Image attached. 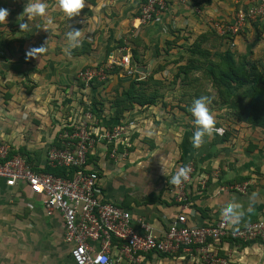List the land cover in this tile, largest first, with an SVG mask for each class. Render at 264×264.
<instances>
[{
    "label": "crops",
    "instance_id": "1",
    "mask_svg": "<svg viewBox=\"0 0 264 264\" xmlns=\"http://www.w3.org/2000/svg\"><path fill=\"white\" fill-rule=\"evenodd\" d=\"M254 1L170 0L168 11L159 20L141 24L138 4L128 0H86L79 15L69 20L60 10L58 0H46L45 15L29 17L28 21L21 14L27 0H0V8H6L9 13L6 22L0 23V140L12 149L25 148L43 167L47 152L45 149L37 152L39 144L49 143V149L61 129L58 120H62V112L75 106V96L86 99L87 93L97 97L103 91L96 84L86 87L77 83L76 76L80 70L104 61L123 32L132 30L139 36L131 54L136 51L139 58L133 78L137 74L142 77L137 67L150 68L153 63L152 72L154 65L158 66L165 58L160 53L167 43L191 45L200 36L204 39L217 22L232 21L242 6H250ZM101 21L104 25L99 26ZM21 22H28V29L23 32L19 29ZM71 28L80 29L81 36L80 44L69 55L66 33ZM245 33L241 44L247 46L246 52L261 49L264 22L248 25ZM245 40L250 44L246 45ZM41 46L44 47L39 48ZM116 75L111 79L115 82L112 87L119 90L109 94L123 92L131 82L122 79V73ZM103 103L102 106L89 104L98 110L95 118L101 125L122 127L124 133L116 140L119 156L130 160L131 164L145 158L136 166L128 165L123 169L131 175L135 172L140 175L137 182L143 186L142 198L153 196L151 201L145 202L130 197L125 208L134 217L151 222L156 234L162 233L180 209L173 189L165 183L168 175L176 173L188 159L197 163L188 189L191 222L206 225L222 220L219 208L233 198L241 202L244 212L241 220L233 225L264 219V129L237 121L240 126L226 130V126L216 120L215 127L220 131L206 136L199 147H194L189 139L194 128L192 118H183L157 105L125 110L115 116L114 101L104 100ZM80 114L77 108L72 115L74 118ZM46 126L54 128L53 134ZM109 144L115 146L105 142L89 150L95 158L88 163L90 168L103 173L104 177L107 172H113V168L106 169L102 162ZM120 146H124V152L120 151ZM153 162L157 171L145 170L146 165L152 166ZM117 163V171L121 173L125 163ZM105 180L102 179L101 186L106 190V197L116 199L103 185ZM253 194L254 200H250ZM63 237L60 214L47 216L40 198L26 186L12 188L0 180V264H74ZM143 256V260L152 257L159 260L157 264H163L160 259L170 258ZM174 257L187 260L185 264H203L191 255ZM119 260L116 257L114 261L117 264Z\"/></svg>",
    "mask_w": 264,
    "mask_h": 264
},
{
    "label": "built area",
    "instance_id": "2",
    "mask_svg": "<svg viewBox=\"0 0 264 264\" xmlns=\"http://www.w3.org/2000/svg\"><path fill=\"white\" fill-rule=\"evenodd\" d=\"M139 5L141 24L159 20L169 9L170 0H128ZM185 2L186 0H180ZM264 22V0H255L247 10H238L232 21H219L215 31L226 40L228 36L241 34L248 25ZM132 77L136 67L132 65L130 51L117 55L112 51L104 64L91 65L79 71L77 77L89 87L93 82L110 80L112 70ZM91 106L82 111L83 119L69 118L62 121L58 133V145L46 153L45 165L64 169L73 174L69 177L36 171L21 154H11L12 147L0 140V180L8 187L26 186L40 198L47 216L60 214L64 225V242L70 247L74 264H116L115 258L142 261L143 255L166 254L170 256L191 255L203 264H227L219 256L215 244L231 237L247 242L264 241V219L235 226L223 220L211 224L191 222V205L188 189L193 179L195 166L188 162V179L172 187L178 213L169 220L166 228L156 234L154 225L143 217H134L130 210L109 200L102 189L99 171L88 164L89 150L95 144L114 143L111 156L118 153L116 140L124 133L121 126L101 125L90 112ZM66 122V123H65ZM119 155V154H118ZM235 189L243 191L244 188Z\"/></svg>",
    "mask_w": 264,
    "mask_h": 264
},
{
    "label": "rangeland",
    "instance_id": "3",
    "mask_svg": "<svg viewBox=\"0 0 264 264\" xmlns=\"http://www.w3.org/2000/svg\"><path fill=\"white\" fill-rule=\"evenodd\" d=\"M139 7V5H138ZM249 8V5L242 6L240 9L247 10ZM140 15V14H139ZM228 23V21H226ZM104 25V21H101V25ZM246 29L243 31L245 33ZM241 33L235 37L228 36L229 39L226 40L225 37L220 36L214 29V27L210 28L207 38V42H197L200 45V48L203 51H207L210 53V58H216V55L220 52L225 51L226 49L230 48L233 52H238L237 54H245L247 50L246 48L242 46L241 43H243V34ZM211 33V34H210ZM123 35L116 40V45L112 49V51L116 52L117 55L124 54L127 51H130L132 53V48H134V45L136 44V40H138L139 36L134 35L131 31L123 32ZM246 37L247 34L245 33ZM97 38V37H96ZM255 36H253V39ZM239 40V42L237 41ZM249 37H247L246 40H248ZM252 39V37L250 38ZM203 40V39H202ZM245 40L246 45L250 44L248 41ZM119 41V42H118ZM251 41V40H250ZM238 42V43H236ZM253 42V41H252ZM191 45L189 43L183 44V45H177L175 42H169L165 45V47L162 50V53H160L162 56H165V58L162 59V62L159 63V65H154V69L152 72V66L150 67L149 73L142 74L140 79L141 80H147L149 78V75L153 77L154 80L157 81V83L150 82L147 86H140L141 89H143L147 94L156 93L159 97L157 100L156 105L163 107L165 109H168L170 113H178L177 115H181L183 118H190L193 119L192 114L190 112V108L192 106V103L195 98H198L202 95H207L212 98V102L209 105L210 112L214 118V121L219 120L220 123L226 126V130L230 129H236V127L240 126L237 124L238 119L234 117L232 113H230L228 110H225V108H220V101H218L217 93L215 89L211 85V80L209 78V75H207L206 70L199 68L196 69L194 67H189L187 64L190 60V54L188 48ZM237 46V47H236ZM244 48V52L243 51ZM246 49V50H245ZM252 50V49H250ZM261 50V51H260ZM111 51V52H112ZM110 53V52H109ZM108 53V54H109ZM247 53V52H246ZM169 56V57H168ZM249 59L252 60V62H255L257 66H259V71L264 73V45L261 46V49L256 48L255 51H251V53L248 55ZM107 60V57L104 61H101L100 63L95 64H104ZM194 61V63L198 62L199 60L196 58L191 60ZM190 61V62H191ZM204 61V59L202 60ZM205 62V61H204ZM193 63V64H194ZM197 66H201L202 64L196 63ZM120 72V71H119ZM118 69L114 68V75L111 79H113L116 74L119 73ZM122 73V72H121ZM140 74V73H139ZM77 77V76H76ZM122 79H127L129 82L133 79L132 77L127 76L125 73H122ZM127 77V78H126ZM104 81L102 83H96L95 86H99L102 88L101 95H97V97L93 93H87L86 99L80 96H75V102L74 105L72 104V108L67 107L66 112H62V120H58L60 124L62 121H68L69 118H73L74 111L78 108L80 111V116L74 117L76 120L79 119V117H83L84 113L89 112L88 110H83L87 105L89 104H96L97 106H102L104 103V100H107V102L111 101H118L116 99V95L109 94L112 93V91H117L119 88L115 89L114 86L115 82L113 80ZM77 83L79 82L78 77L76 78ZM114 83V84H113ZM109 90H108V89ZM110 91V92H109ZM69 98V97H67ZM95 98V99H93ZM103 103V104H102ZM77 104H83V106L79 107L80 105ZM86 105V106H85ZM169 105H172L171 107ZM93 106V105H92ZM90 109L91 114H94L93 109ZM69 115H72V117H68ZM66 123V122H65ZM137 123V121H136ZM139 124V122H138ZM245 124V123H244ZM247 125V124H245ZM246 127V126H244ZM50 127L46 126L47 131L50 132V134H53V129H48ZM48 144L49 143H43L39 144L40 149L37 150V152H41V150L48 151ZM94 146H97L95 144ZM110 146V144H109ZM112 146V145H111ZM122 149L120 151L124 152V146H120ZM151 147V145H150ZM108 148V147H107ZM112 146V150H113ZM129 148V147H128ZM134 148V147H133ZM119 149V146H118ZM105 157L102 159V162L105 165V168H113V172H107L108 174L104 177V174L99 172V175L102 179L105 180V183L103 185L108 188V192H110L112 195H115L116 199L111 198V201H113L125 208V206L129 203L130 197H135L138 201H147V197L142 198L143 190L141 187L142 185L138 184L137 179L140 177L137 172H135L133 175H131L129 172H125L124 169L127 168L128 165H134L136 166L139 162L144 161L145 158L135 160L131 164L130 160L119 156L118 154L115 157H112L108 152V149L106 150ZM125 163V166H122V172L119 173L116 168L117 162ZM193 162L195 169L197 170V163L193 160H190ZM186 162L184 163L185 166ZM103 165V164H102ZM155 166V167H154ZM182 164V167H184ZM150 167V168H149ZM124 168V169H123ZM147 171H157L156 164L154 162L152 163V166L146 165L145 167ZM119 169V168H118ZM104 172V171H103ZM195 173V172H194ZM175 172H172L168 175L166 186L171 188L175 186V184L170 183V178L172 175H174ZM102 175V176H101ZM134 176V177H133ZM198 187H201L199 185ZM136 188V189H135ZM105 189H103V192L105 194ZM106 196V194H105ZM156 196V195H155ZM158 198V196H156ZM109 199V198H108ZM135 199V200H136ZM175 199V198H174ZM110 200V199H109ZM220 256L222 258H225L227 261V264H264V244H256L251 247L247 248H241L239 247H229L227 248V251H220ZM71 260V258L69 257ZM163 264H182L183 262H186L187 260L180 261L175 258L174 256H171L168 260H163ZM159 260L154 259L153 257L148 260H142V261H135L130 260L129 258H120L119 262L117 264H157ZM185 264V263H183Z\"/></svg>",
    "mask_w": 264,
    "mask_h": 264
},
{
    "label": "trees",
    "instance_id": "4",
    "mask_svg": "<svg viewBox=\"0 0 264 264\" xmlns=\"http://www.w3.org/2000/svg\"><path fill=\"white\" fill-rule=\"evenodd\" d=\"M255 25H257V23ZM202 39L203 36H200L188 48L190 60L187 66L189 69L194 67L196 69L202 68L206 70V73L209 75L211 80V85L217 93L218 101H220V108L228 110L241 123H245L251 127L264 129V73L260 72L258 68L259 66L249 59L248 53L237 54L238 52H233L230 48H228L225 51L218 53L216 58H210V53L203 51L199 45L201 42L205 43L208 41L207 35L206 38ZM197 42L200 43L198 44ZM131 56L132 65L135 66L139 60L137 52L135 51L131 54ZM193 57L194 59L197 58L199 60L196 63H200L202 65L197 66L194 61H191ZM203 59L205 62L202 61ZM115 69H118V72L121 71L119 68ZM112 74H115L114 69L112 70ZM137 75L131 80L128 89L121 93H117L116 99H118V101H114V104L117 106L115 116H118L120 113L122 114L125 110H138L156 105L159 96L156 93L147 94L140 88V86H147L150 82L157 83V81L154 80L151 75H149V78L146 81L141 80V77ZM79 82L83 84L80 80ZM96 83L100 82L95 81L92 85L94 86ZM92 109L94 114L98 112L96 107ZM58 144V136H56L55 140L49 145V148ZM111 150L112 146L110 145L108 147V152L111 153ZM11 154H21L26 157L28 163L36 171L52 173L58 176H67L69 174V177L73 174V170L67 173L64 169H54L47 164L44 168H41L39 166L40 160L33 159L25 148H20L19 150L13 148L11 150ZM94 160V156L88 154V163ZM185 162L187 164L191 161L188 159ZM152 197L153 196H150L148 200L151 201ZM256 244H264V241L257 239L253 241L241 242L234 240L231 237H226L216 243L215 246L218 249L220 256V251L226 252L229 247L240 246L241 248H247ZM147 256L150 258L152 257V254H148ZM158 256L171 257L166 254H159Z\"/></svg>",
    "mask_w": 264,
    "mask_h": 264
},
{
    "label": "clouds",
    "instance_id": "5",
    "mask_svg": "<svg viewBox=\"0 0 264 264\" xmlns=\"http://www.w3.org/2000/svg\"><path fill=\"white\" fill-rule=\"evenodd\" d=\"M86 0H58V6L62 13L68 18V20L74 16L79 15L80 10L85 7ZM47 8L46 0H27L23 8V12L21 13L24 17H27V21L29 17L43 16L45 15ZM8 10L6 8H0V23L6 22V18L8 16ZM19 29L21 32L28 29V22L19 23ZM80 29H72L66 33V41L67 48L66 51L69 55H71V50L77 47L80 44ZM41 46L39 48H43ZM37 49V48H36ZM34 49H32L31 53ZM212 102V98L207 95H202L198 98H195L192 106L190 108V112L192 114L193 120L192 123L194 125L192 135L189 138L190 142L194 147H199L203 142L206 136L211 135L213 132H219L220 129L215 127L214 118L210 112L209 105ZM190 169L187 166L181 167L174 175L170 178V183L172 184H181L182 181L188 179V173ZM254 195L250 197V200H254ZM251 205H249V208ZM243 205L241 202L235 198L229 200L224 203L219 208V214L221 219L227 224H236L238 223L242 216Z\"/></svg>",
    "mask_w": 264,
    "mask_h": 264
},
{
    "label": "water",
    "instance_id": "6",
    "mask_svg": "<svg viewBox=\"0 0 264 264\" xmlns=\"http://www.w3.org/2000/svg\"><path fill=\"white\" fill-rule=\"evenodd\" d=\"M150 68H145V67H137V72L141 74H147L149 73Z\"/></svg>",
    "mask_w": 264,
    "mask_h": 264
}]
</instances>
